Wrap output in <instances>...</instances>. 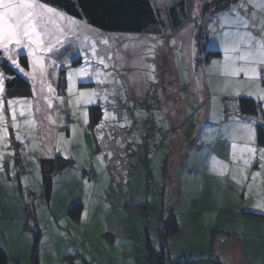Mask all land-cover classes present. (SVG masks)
Listing matches in <instances>:
<instances>
[{"label":"rangeland","instance_id":"rangeland-1","mask_svg":"<svg viewBox=\"0 0 264 264\" xmlns=\"http://www.w3.org/2000/svg\"><path fill=\"white\" fill-rule=\"evenodd\" d=\"M151 1L160 14L163 24L160 28L153 26L141 35L107 34L97 31L83 22L71 35L59 34L65 46L56 45L50 52L39 53L45 57L44 63L47 66V75L43 85L40 82L39 72L30 67V61L35 57L29 56L27 49L21 48L10 53L17 57L18 62L19 58L26 57L29 69V71H25L27 75L15 71L31 83V92L34 93V88L36 92L34 94L35 101L25 100L18 96L6 100L17 101L15 105L17 126L9 127L6 134L10 143L0 145V164L8 163L10 159L14 160L12 141L25 145L28 165L26 167L24 164L25 174L22 175L21 188L27 189L26 205L30 207V213L35 210L36 223L39 224V233L37 232L39 234H37L39 238L37 244L38 264H111V251H109L108 243L106 247L107 239L102 237V234H105L103 231H106L108 227L114 228L121 219L123 220L117 214L118 210L113 209V205L114 207L124 203L130 205L140 201L139 189L146 182L141 179L142 171L139 169L141 167L139 163H136L138 157L144 159L146 153L148 154L146 164L150 167L149 170L154 178L150 184L151 189H154L157 184L160 186L166 184V181L161 182L160 180L163 163L164 167L170 168L172 165L169 166L168 161L173 164L179 160V157L183 158L182 165H179L178 168L176 164L173 166L177 172L175 179L190 183L185 186L186 189L192 190L194 186L191 185V182L195 180L191 175L193 172L196 174H198L197 172L199 174L206 172L212 176L216 174V171L212 170L214 167L206 166L205 156L202 154L199 156V153L206 151L207 143H213L215 146L213 153L209 155L211 161L223 164L220 167L223 168V174L219 171V175H216V177L221 176L222 179L229 176V179L233 176L237 178L240 169H242L243 161L233 159V144L238 146L235 150L237 157L240 156V149L244 145L254 148L253 134L249 135L248 129L242 127L248 123H242L237 116H234L232 113L233 103L230 100L233 96L226 91V88L221 90L220 86L229 80L227 85L233 81L235 85L238 86L239 83L245 89L247 82L242 79L238 80V78L226 79L213 65V61L218 60L211 59L205 77L210 85V92L204 97L197 80H192L189 74V64L193 63L194 59H196L195 62H198L197 58L200 53L197 47L199 45L205 49V52H223L220 32L229 30L227 22H223L224 28L221 29V22H214L210 19L217 16L214 13L223 4L219 2L220 0H207V2L206 0H187L183 7L185 13L180 14L181 16L178 14L177 26L173 25L176 27L174 29L171 27L172 23L168 16L171 14V10L180 11V0ZM70 27V25H65L66 29ZM213 27L215 31H213ZM50 28L55 31L54 26H50ZM205 30L206 35L208 31V38L205 36L204 39ZM85 37L88 39L86 40ZM101 37L108 39V44L102 43ZM93 39L97 45L98 54L104 55L105 61L109 65L107 68L98 64L91 55ZM173 40L175 43H172ZM52 43L55 44V41ZM7 55L9 54L0 50V65L10 66L6 60ZM109 56L111 59H108ZM86 59L87 65L85 64ZM199 60L204 64L205 56L201 55ZM78 61L80 63L75 65ZM60 71L65 72L67 85L65 96L68 104L63 107L64 113L54 106L52 113L43 111L46 114L43 121V114L37 106L39 103L37 96L38 94L43 96L40 91L41 87L46 94V89H49V86L53 88L51 78L58 76ZM0 72L3 71L0 70ZM3 73L6 83L9 80V73ZM105 73L111 75L106 76ZM98 80L108 82L98 83ZM255 83H252V86ZM92 89H95L98 95L93 97L78 95L80 92H88ZM113 92L116 93L115 96L112 95ZM249 92L251 90L244 93L240 91V97H253L261 112H264V100L257 99L256 93L251 92L249 95ZM105 93L107 100L104 99ZM64 98H57V100H65ZM89 99L94 102L89 104ZM176 104L179 105V109L188 111L190 120V124L186 128L180 129L179 143L176 142L178 132L176 130L168 131V117L161 119L160 122L155 119L157 118L156 112L160 109H164L163 116H165L168 113L165 110L175 108ZM98 105L102 107L103 111L102 120L99 123L103 127L96 126L94 133H91L88 130V124L84 123V113L81 116L80 112H87V107ZM81 108L84 109L81 110ZM5 109L7 113V104H5ZM66 109L70 112L69 119L64 115ZM205 109L209 115V120L206 121L208 125L205 122L206 116H201ZM105 110L114 113L115 119H112L111 116L105 119ZM193 110L194 115H190ZM21 112L24 113L23 116L20 115ZM6 119L10 124L11 116L6 115ZM68 129L70 136H66L63 132ZM158 129L164 131L165 143L163 146L158 145L155 149V141L159 143L164 139L162 133L159 134L156 131ZM199 130L200 133L207 132L200 135V139L197 134ZM39 131L42 132V140H40ZM51 132H55L53 134L57 136V140L54 144L55 149L48 150L47 143L53 136ZM17 134L20 136V140L16 139ZM203 137L206 138L202 139ZM47 138L48 142H46ZM38 147L44 149L39 151ZM154 149L155 151H153ZM262 151L264 150L261 149ZM261 152L258 154L256 150L253 154L245 151L244 155L248 159H254L256 156H261ZM77 153L80 155L78 156ZM54 154L58 158L61 157V159L70 162L71 166L67 168L69 171L66 172V178L52 180V195L47 202L42 187V179L46 175L42 171L39 159L47 158L48 155H51L50 159H54L52 157ZM127 159L132 164L136 163L137 165H135L141 173L132 177L131 189L126 186L127 174L124 171V164H128ZM88 170L95 174V180L82 179V172ZM75 173L81 174V178L76 177ZM13 174L12 178H16V174L14 172ZM239 183L236 182V185ZM8 187L12 186L6 185L0 176V203L7 200L3 199L4 195L14 192ZM217 187L219 188L217 184H214L213 189ZM166 190L168 192L170 187H167ZM130 194L132 195L129 196ZM152 199L151 196L149 203ZM74 203L83 204V216L80 223H74L66 215ZM10 204L9 209L5 210L3 214L0 207V226L4 230V233L0 235V245L7 253L9 264L13 262L32 264L30 262L34 246L32 237L35 236L31 228L33 226L28 223L26 234L21 236L16 222H6L15 217L16 212L19 213V204L14 206L17 204L15 200ZM167 204L170 207V201ZM51 211L55 221L64 224L60 227H63L61 230L65 232V236H60L55 228L47 230L51 223ZM62 213L65 215L66 221L59 218V214ZM135 218H131L132 233L136 238L133 239L136 240L137 246H141L140 228H137L139 222ZM142 223L144 224V221ZM66 224L70 226L69 234L72 233L71 236L66 233L68 230ZM159 224L157 221L155 226ZM86 225L88 226L86 227ZM149 226H151L149 231L151 245L157 248L158 253L166 252V249L169 248L161 247L157 231L151 223ZM97 236V240L100 242L93 245L91 239ZM103 242L105 243L103 244ZM68 248H79L80 258L64 254ZM56 251H61L62 260L56 257ZM64 256L70 258L65 259Z\"/></svg>","mask_w":264,"mask_h":264},{"label":"crops","instance_id":"crops-1","mask_svg":"<svg viewBox=\"0 0 264 264\" xmlns=\"http://www.w3.org/2000/svg\"><path fill=\"white\" fill-rule=\"evenodd\" d=\"M239 2L240 0H236V2L233 3L232 6L237 5ZM256 11L259 12V9L257 8ZM219 14H217V16ZM257 23H259V18L257 19ZM206 36L208 38V31ZM219 54V57L211 59L222 61L223 52H219ZM211 59L205 60L204 64H202L201 62L197 63L195 62L196 59H194L193 63L189 64V74L191 76V79L194 81L197 80L200 91L201 93H203L204 97L209 95L208 93L210 92V85L208 84L205 77L206 70L209 68ZM27 71H29V69ZM221 75L225 77L223 74ZM235 78H238V80H245L247 82L246 88L244 89L239 83L238 86L235 85L232 80V82L229 83L230 85H227V82H229L228 80L227 82H225V84H220V86L222 87L221 90H224L226 88V91L232 94L233 98H230V100H232L233 103L232 113L234 114V116H237L240 122H247L251 125V133L253 134V146L254 148L256 147V150L259 154L261 152V149L264 150V146L260 147L257 144L256 127L260 124H263L264 126V112H261L259 108L257 115L254 117L242 115L239 109V99H249L254 102H256V100L253 97L248 96H244L247 98H241L240 95H236L232 91V89L236 87V90L239 93L240 91L244 93L245 91L250 90L252 93H256L257 87L264 88V72L261 73V78L257 80V83H255V85L253 86L252 82L243 77V74H241V76L239 77H234L231 79ZM51 81L53 85V88H51L53 89V91L49 92V89L47 88V94L43 92V96H39V94L37 96V102H39L37 103V106L38 108H40V111L43 114V121L46 116L43 111L52 113L54 106L57 107L61 113H64L63 107L68 104V100L65 94H59L57 91V76H52ZM30 86L32 90L31 83ZM29 95L27 94V96H23L17 94L14 95L13 98L18 96L24 98L25 100L30 99L31 101H35L34 93L30 92ZM0 96H2L4 101L12 98L7 96L6 91L5 93L0 94ZM63 97H65L63 103H61V100H57V98ZM205 100L207 101V98H205ZM49 102H51L52 107L48 106ZM156 103H158V101H156ZM34 109L36 108L34 107ZM82 109L84 108H81V110ZM173 109L169 108L168 110H165L168 112L165 116H163L164 109H160L158 112H156L157 118L155 119L157 120V122H160L161 119L168 117V131L173 132V130H176L178 132V139H176V142L179 143L180 129H184L190 124V120L188 119L189 114L185 109H179L178 104H176V107ZM83 113L84 112L81 111L80 115L82 116ZM64 115L69 119L70 112L66 109ZM190 115H194V110L190 113ZM201 116H206L205 122H208L209 115L207 114L206 109L203 111V114H201ZM87 119L89 124V115L87 116ZM68 122H70V120H68ZM156 131H158L159 134L162 133V135L164 133V131L161 129H158ZM63 132L66 136H70L69 129L67 131L63 130ZM206 133V131L200 133L199 130L197 133L198 138L200 139V135ZM39 136L40 140H42L43 136L42 132L40 131ZM163 137L164 139H162L159 143L155 141V149L158 145L163 146V144L165 143V136L163 135ZM205 138L206 137H203L202 139ZM56 140L57 136L55 134H53L49 142L47 138L46 142H48V150L55 149L54 144L56 143ZM154 140H156V138H154ZM14 142L15 141L11 142V145L13 146V156L16 155L17 151V155H19L23 159V162L27 167L28 157L26 155L27 151L25 149V145L23 146L19 143ZM210 144L211 143H207V145H205L206 151L199 153V156L200 154L205 156L206 166L214 167L212 170L216 171V174H214L215 176H212L207 174L206 172H204V174H199V172H197L198 174H196L195 172H193L191 175L195 180L191 182V185L194 186V189L192 190L186 189L185 186V184L190 185V183H185L180 179H175L177 172L176 169L173 168V166L176 164L178 168L179 165H182L184 161L183 158L179 157L180 161L177 160L176 163L173 164L168 161V165H172V167L170 168L164 167L163 163V166L161 168L162 178H160V180L161 182L163 180L166 181V184L163 186L157 184L155 185L154 189H151L150 184L154 181V178L149 170L150 167L148 166V164H146L148 161V154L146 153L144 159H142V157H138V162L136 163H139V166L141 167L139 168L142 171L141 179L146 182L145 184H143L141 189H139L140 201L137 203H132L130 205L129 203H124L123 205L121 204L120 206L115 207L113 205V209L118 210L117 214H119L124 221L121 219V222L119 221L116 227H108L106 231H103L105 232V234H102V237L107 239V242H103V244L105 243L107 247L108 243L109 251H111V264H145L148 262L150 254L161 255L163 264H183L190 262L192 264H264V168L261 167V164L264 163V161L261 160V156H256V158L254 159H249L251 162L249 167L244 168L243 164L241 165L242 169H240V174L237 178L233 176L231 179H229V176L228 178L222 179L221 176L216 177V175H219L218 172L221 171L220 167L223 164L211 161L209 155L213 153L215 146L212 143L210 148ZM38 149L40 151V149L44 148L38 147ZM155 149L153 151H155ZM77 155L79 156L80 154L77 153ZM50 156L51 155H48L47 158L43 157L39 159V163L41 165L43 173L46 175L45 177L48 179V181L51 182L52 185L53 179L67 177L66 172L69 171L67 170V168L71 166V163L61 159V157L58 158L56 154L52 156L54 159H50ZM13 161L10 159L8 163H1L4 166L2 168L0 167V176L3 178L6 185L12 186L8 188L13 189L14 192L4 195L3 199L7 200L2 201L0 203V207L3 214L5 210L9 209V206L11 205L10 202H12L13 200L17 202V204H15L14 206H17L19 204V213L16 212L15 217L8 219L6 222H16V224L18 225L19 234H21V236H24L26 234L28 223L33 226L31 228L35 233V236L32 237V239L34 238V246L33 252L30 256V262L32 263L33 254L35 252V259L38 264L37 244L39 238L37 237V234L39 233V224L36 223L37 221L35 218V210H32V212L30 213V207L26 205L27 189L23 190L21 188L22 178H12V176L14 175L13 172L15 173ZM126 161L128 162V164H124V171L127 174L126 186L128 187V189H131L132 177L136 174L138 175L141 173H139L140 170H138L136 163L132 164L129 159H127ZM86 172L92 171L88 170ZM82 173L83 179L85 178V172L83 171ZM169 174L171 175L169 176ZM254 175L255 178L253 179ZM75 176L81 178V174L79 173H75ZM234 178L236 179V182L239 181L243 183H239L236 185V182H234ZM222 181H224L223 184ZM214 184H217L219 188L217 187L216 189H213ZM167 187H170V190L168 192L166 190ZM52 188L53 187H51V195ZM131 195L132 194H130L129 196ZM151 196L153 197V199L149 203V199ZM169 201L170 207L167 204ZM76 205L81 206V211L77 216V222L74 223H80L81 217L83 216V204L74 203L72 204V207ZM72 207H70V209ZM66 213V215L68 216V212ZM64 217L65 215L63 213L59 214V218L66 221ZM132 217H136L135 219H137V222H139L137 228H140L139 238H141L142 240V242H140L141 246H137V243L135 242L136 240H134L136 238L132 233ZM171 217H173L176 221L178 231L174 236L166 239L165 246L169 249H166V252L164 251L162 253H158L159 251L157 250V248H154L151 245V240L149 239V231L151 228L149 224L151 223L153 228L157 231V234L160 238V245L161 247H164L161 240V233L163 232L165 224L168 223ZM50 219L51 223L49 225L51 226L48 225L47 230L55 228L59 232L58 234L60 236H65V232L61 230L63 227H60L64 224L55 221L56 219H54L52 211L50 212ZM143 221L144 224L142 223ZM157 221H159L160 224L155 226V223ZM65 226L67 227L66 229H68L66 233L71 236L72 233L69 234V224H66ZM87 226L88 225H86V227ZM216 232H221L227 235L230 239L221 241L215 235ZM3 233L4 230L0 226V235H2ZM97 238L98 236L94 239H91L93 241V245H96L100 242L99 240H97ZM46 243L48 242L46 241ZM0 247L6 253L1 245ZM79 251V248H68L64 251V254H66L67 256L74 255L80 258ZM56 257L62 260L61 251H56ZM64 258L69 259L70 257L64 256ZM12 264H16V262H13Z\"/></svg>","mask_w":264,"mask_h":264},{"label":"snow or ice","instance_id":"snow-or-ice-1","mask_svg":"<svg viewBox=\"0 0 264 264\" xmlns=\"http://www.w3.org/2000/svg\"><path fill=\"white\" fill-rule=\"evenodd\" d=\"M220 7H225L227 10L210 19L214 22H221V29L224 28L223 22L226 21L229 30L220 32L223 60L213 61V65L220 70L226 79L239 77L243 74L244 78L254 84L261 78V73L264 72V0H240L237 5L231 7L220 5ZM257 8L259 12L256 11ZM258 18L259 23H257ZM66 24L71 27L66 29ZM80 25V21L68 17L65 13L47 3L41 2V0H0V50L9 54L6 60L11 68L27 75L18 62L17 57L10 54L21 48L27 49L29 56L35 57L30 61V67L39 72L41 85H43L44 78L47 75V66L44 63L45 57L39 53L50 52L56 45L65 46L59 34L71 35ZM50 26H54L55 31ZM213 31H215L214 27ZM85 39L87 40L88 37H85ZM52 41H55V44ZM101 42L108 44V39L101 37ZM172 43H175V41L173 40ZM91 55L98 64L103 65L105 68L109 66L105 61L104 55L98 54L94 39L91 44ZM108 59H111V56ZM87 63L86 59L85 64L87 65ZM81 71H83V68H81ZM105 75L111 74L105 73ZM152 78L154 79V77ZM5 79V74L0 72V94L6 91ZM97 82L107 83L108 81L98 80ZM40 91L43 93V87H41ZM51 91L53 89L49 86V92ZM69 91H71V88H69ZM232 91L236 95H240L236 89H232ZM33 92L35 94V88ZM248 94L251 95V92ZM78 95L81 97H93L98 95V93L95 89H92L88 92H80ZM112 95L115 96L116 93L113 92ZM256 98L264 100V88L257 87ZM104 99L107 100L106 93ZM93 102L92 99L88 100L89 104ZM16 103L17 101L14 100L4 101L2 96H0V145L10 143L6 134L9 127L15 128L17 126ZM61 103H63V100H61ZM5 104L8 106L7 113ZM48 106L52 107L51 102H49ZM6 115L11 116L10 124L6 119ZM20 115L23 116L24 113L21 112ZM87 116L88 114L85 111V124H88ZM109 116L115 119L114 113H109L105 110L104 118L108 119ZM97 127L100 128L103 125L99 124ZM242 127L247 128L249 135H251L250 124H244ZM16 139L20 140L18 134ZM237 147V145L233 144V159H240L243 161L244 168L249 167L251 162L245 157L244 152L254 154L256 149L244 145L240 149V156L237 157L235 152ZM261 160L264 161V151L261 152ZM0 167H3V165L0 164ZM261 167L264 168V163L261 164ZM221 174H223L222 169Z\"/></svg>","mask_w":264,"mask_h":264},{"label":"trees","instance_id":"trees-1","mask_svg":"<svg viewBox=\"0 0 264 264\" xmlns=\"http://www.w3.org/2000/svg\"><path fill=\"white\" fill-rule=\"evenodd\" d=\"M187 0H180L179 6L180 11L171 10L169 14L170 22L173 25H176L178 14H184V5ZM43 3H47L50 6L58 9L59 11L65 13L70 18H75L77 21L83 22L87 26L107 34H117V35H141L146 32L151 27H162L163 21L160 17L158 11L154 8L151 0H41ZM223 5L231 7L236 0H230L223 2L220 0ZM178 9V8H177ZM218 11L214 14H219L225 10V7H218ZM177 17V18H176ZM206 30L204 31V39L206 38ZM198 46V44H197ZM198 51L199 56L197 58L198 62L201 61L200 56H205V59L217 58L220 56L217 51L205 52V49L199 45ZM19 62L24 68L25 71L28 70L26 57L19 58ZM79 61L75 63L78 64ZM0 70L6 73H9L10 78L15 79L14 88L6 90V94L9 97L20 94L23 96L29 95L31 92L30 83L18 74L10 66L0 65ZM57 91L59 94L64 95L66 93V79L65 72L60 71L57 76ZM30 96V95H29ZM239 109L242 115L248 117H254L257 115L259 107L258 103L249 100V99H239ZM89 115V124L88 128L91 133H94L95 127L102 120V107L92 106L87 108ZM256 141L258 146H264V126L263 124L257 125L256 127ZM20 164L22 170L18 171L16 166ZM17 164V165H16ZM68 164V163H67ZM14 171L17 178H22V175L25 174V166L23 159L16 155L13 161ZM67 167V166H66ZM89 172L84 173V177ZM93 173V172H92ZM94 174V173H93ZM95 176V174H94ZM88 179V178H87ZM89 180V179H88ZM91 181V180H90ZM42 187L44 192V197L47 200L50 199L51 195V182L45 177L42 181ZM48 202V201H47ZM81 211V206L76 205L68 211V217L71 221L77 222V216ZM178 231L176 221L171 217L168 223L165 224L163 232L161 233L162 244L165 246V241L167 238L174 236ZM151 253V252H150ZM35 252L33 254L32 264H37L35 259ZM161 255L159 254H150L149 261H156L157 264H163L161 260ZM0 264H8V259L6 253L0 247ZM183 264H192L183 263ZM217 264V263H215Z\"/></svg>","mask_w":264,"mask_h":264},{"label":"built area","instance_id":"built-area-1","mask_svg":"<svg viewBox=\"0 0 264 264\" xmlns=\"http://www.w3.org/2000/svg\"><path fill=\"white\" fill-rule=\"evenodd\" d=\"M17 164H18V163H17ZM17 164H16V165H17ZM16 168L18 169V171H21V170H22L20 164H18V165L16 166ZM86 177H87L89 180H95V176H94V174H93L92 172H89V173L86 175ZM215 235H216V236L219 238V240H221V241H224V240H228V239H230L227 235H225V234H223V233H221V232H216ZM145 264H157V263H156V261H149V262H147V263H145Z\"/></svg>","mask_w":264,"mask_h":264},{"label":"water","instance_id":"water-1","mask_svg":"<svg viewBox=\"0 0 264 264\" xmlns=\"http://www.w3.org/2000/svg\"><path fill=\"white\" fill-rule=\"evenodd\" d=\"M5 84H6V90H10L14 88L15 79L7 80Z\"/></svg>","mask_w":264,"mask_h":264},{"label":"flooded vegetation","instance_id":"flooded-vegetation-1","mask_svg":"<svg viewBox=\"0 0 264 264\" xmlns=\"http://www.w3.org/2000/svg\"><path fill=\"white\" fill-rule=\"evenodd\" d=\"M13 79V78H10V80Z\"/></svg>","mask_w":264,"mask_h":264}]
</instances>
